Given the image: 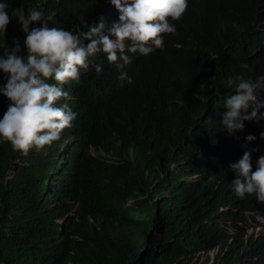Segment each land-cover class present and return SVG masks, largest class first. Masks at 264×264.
I'll use <instances>...</instances> for the list:
<instances>
[{
	"label": "trees",
	"instance_id": "1",
	"mask_svg": "<svg viewBox=\"0 0 264 264\" xmlns=\"http://www.w3.org/2000/svg\"><path fill=\"white\" fill-rule=\"evenodd\" d=\"M0 2L11 17L0 55L16 41L27 55L14 10L71 31L119 21L110 0ZM184 15L179 65L126 52L128 83L98 53L101 73L58 85L69 95L57 106L77 114L59 140L26 156L0 142V264H264V203L238 198L230 169L246 151L253 170L264 156V107L243 131L220 122L233 93L223 82L264 76V0H188ZM256 93L264 104V83ZM9 103L0 93V119ZM88 146L99 156L79 162Z\"/></svg>",
	"mask_w": 264,
	"mask_h": 264
},
{
	"label": "clouds",
	"instance_id": "2",
	"mask_svg": "<svg viewBox=\"0 0 264 264\" xmlns=\"http://www.w3.org/2000/svg\"><path fill=\"white\" fill-rule=\"evenodd\" d=\"M110 3L118 10L119 21L113 23L108 34L103 20L87 26V32L79 28L71 31L50 27L51 17H45L36 8L29 9L27 15L23 10L13 11L12 16L18 17L25 33L23 44L27 55L20 54L19 41L13 48L3 47L0 55V70L6 79L0 93L10 101L0 119V142L10 143L14 152L26 156L32 149L39 152L59 140L63 130L73 126L77 114L67 104L57 106L62 97L69 95L58 85L69 81L79 85L81 70L88 71L90 67L101 73L102 65L94 63L98 53L105 54L108 63L120 70L118 79L128 83L133 80L123 69L132 60L126 52L144 56L156 52L166 66L179 65L181 58L187 57L181 35L188 30L183 25L188 0H110ZM7 8L6 2H0V32H6L11 20ZM33 24L40 26L30 28ZM85 40L90 43L85 45ZM223 83L234 94L225 100L227 111L222 114L221 125L229 134L243 131L244 122L256 120L264 107L256 93L264 83V76L253 81L237 75ZM261 135L264 137V133ZM246 139L253 141L255 137L249 135ZM87 150L77 149L79 162L91 164V159L99 155L93 146ZM230 169L236 177L231 181L235 195L243 199L254 194L258 202L264 203V156L259 157L253 170L251 153L246 151L238 162L230 164ZM255 228L261 233L262 226L257 224Z\"/></svg>",
	"mask_w": 264,
	"mask_h": 264
}]
</instances>
